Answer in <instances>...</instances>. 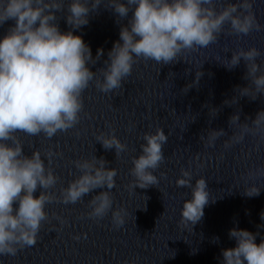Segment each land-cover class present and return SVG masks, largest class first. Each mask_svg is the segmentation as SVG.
Masks as SVG:
<instances>
[{"label":"clouds","instance_id":"clouds-1","mask_svg":"<svg viewBox=\"0 0 264 264\" xmlns=\"http://www.w3.org/2000/svg\"><path fill=\"white\" fill-rule=\"evenodd\" d=\"M105 2L106 9L117 16V23L125 19L127 23L120 27L119 40L108 51L105 67L97 70L103 75L100 80L89 64L94 65L103 51L98 50L93 58L90 46L75 32L86 26L90 14ZM255 2L237 0L217 9L216 0H68L67 5L65 0H0V25L14 21L0 38V256H15L37 243L43 223L49 220L46 205L54 200L75 204L94 190L103 189L88 201L91 210L87 216L98 220L111 211L114 227L120 228L129 215L122 207L113 208L110 190L116 186L117 169L107 168L108 161L103 157L94 155L73 161L80 175L61 188L57 196L49 189L54 188L59 177L46 167L38 150L31 156L24 154L18 133L34 137L43 134L50 139L73 128L80 120L82 94L90 82L95 80L101 92H113L122 87L140 59L162 65L183 60V53L216 42L225 25L237 36L261 31L264 25L257 20ZM61 12L65 13L68 31L59 27L57 13ZM260 56L261 51L254 46L240 48L221 64L232 70L243 60V78L249 81L247 86H236L239 98L234 95L223 102L225 105L238 103L242 97L255 100L264 95V65L257 62ZM202 75L201 70L195 72V80L185 88L198 85ZM209 112L217 116L219 108L212 107ZM228 124L239 130L224 142L225 148L242 142L247 134H259L264 140V110L257 112L251 124L241 123L237 111L229 117ZM226 134L223 128L207 130L206 146H214ZM200 139L205 140V136ZM96 140L105 150L115 149L116 157L127 151L114 129L107 135L101 132ZM143 140L142 151L133 157V167L129 169L133 177L129 187L134 190L159 183L154 172L165 159L163 146L168 136L157 127L155 132H146ZM248 175H264V168L249 171ZM176 184L191 189V198L183 202L181 223L190 224L193 230L202 220L204 208L215 199L210 198L206 179L201 176L193 184L188 170L181 169ZM37 190L38 197L34 196ZM260 191L252 184L244 188L243 195L255 197ZM228 235L236 243L235 247L221 250V264H264V239L257 243L258 234L232 228ZM218 240L213 238V242Z\"/></svg>","mask_w":264,"mask_h":264}]
</instances>
